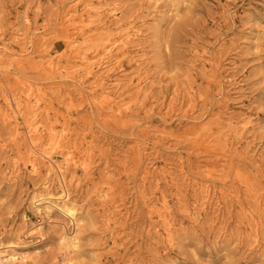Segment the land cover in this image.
Listing matches in <instances>:
<instances>
[{
  "label": "rangeland",
  "instance_id": "1",
  "mask_svg": "<svg viewBox=\"0 0 264 264\" xmlns=\"http://www.w3.org/2000/svg\"><path fill=\"white\" fill-rule=\"evenodd\" d=\"M75 3L0 0V104L30 87L44 93L40 121L65 130L67 148L89 169L71 170L63 184L52 175L48 187L68 191L65 203L78 208L83 223L76 230L59 211L51 221L33 214L30 196L46 171L30 172L23 139L13 144L2 106L0 234L29 241L26 231L44 233L28 264H62L63 233L77 237L83 257L76 264H264V0H104V8L117 9L122 29L138 33L118 64L110 61L108 79L129 80L114 88L129 106L121 114L91 102L93 79L85 71L60 76L39 57L71 71L78 60L68 39L84 38L81 50L89 55L118 39L119 29L102 40L91 24L66 23L62 16ZM227 120L233 132L221 128ZM224 145L231 149L222 154ZM201 187L211 190L205 208ZM162 197L171 245L150 211ZM242 209L259 217L257 243L240 220Z\"/></svg>",
  "mask_w": 264,
  "mask_h": 264
},
{
  "label": "bare ground",
  "instance_id": "2",
  "mask_svg": "<svg viewBox=\"0 0 264 264\" xmlns=\"http://www.w3.org/2000/svg\"><path fill=\"white\" fill-rule=\"evenodd\" d=\"M81 1L82 0H76V3L62 16V19L65 18V22L68 24L70 23L71 25L79 23L80 27L91 24L92 27L90 26L89 30L91 31L93 29V31L96 32L95 34L99 36V39L102 40L111 39L113 31L119 29L120 33L118 39L114 41L110 47L103 48L102 51L97 50L94 55H89L81 50L82 44L85 43L84 38L79 43H75L74 40L68 39L67 47H71L70 49L74 52L75 58L78 60L77 64L71 66V69H73L71 71L64 66L55 64L52 59L47 58L46 54L39 57L45 59L46 70L49 72L57 71L60 76L63 70L67 74L85 71L89 77L93 79L91 84V87L93 88L91 90L93 100L91 102L95 105H103L106 108H109L110 111H113L114 109V112L121 114L123 106H125V109H128L129 106L125 103L124 98H122V94H118L115 97L116 91H114V88L118 87L120 89L121 87L126 86V83H128L129 80L122 83V80L118 75L112 80L108 79L115 70L114 67L111 66L110 61L111 58H114L115 63L118 64L119 58L126 53L125 50L127 49V46L132 42L134 37L138 35V33H135L134 31L132 32V29H122L119 19H117V9L109 11L104 8V0H84L83 3L85 4V10L82 13H78V7ZM110 5H113V2L110 3ZM173 7L174 8L171 12H173L174 16H177L179 14L178 5L175 4ZM15 44L19 45L17 39L15 40ZM97 46L98 44L96 47ZM7 49L10 50L9 47H7ZM22 49L23 48H20V50L16 52H11L10 56H16L17 53L23 51ZM103 54L105 56L96 63L97 57ZM5 56L7 57L8 54H5ZM4 60L5 58L2 59V62ZM138 92H140V89H138ZM138 92H136L135 95H137ZM43 94L44 93L39 89H32L30 87L27 92H25L24 97L19 96L18 100L15 96L12 100L13 102H10L8 97H5L2 104H0V107L5 106L2 110L4 114L3 120H8V124H10V135L14 145L19 144V139H23L21 148L24 149L28 156L30 172L38 175L42 167H44L46 171L45 176H47V178L44 179L43 184L30 196V208L33 214L35 213V215L40 217L45 216L51 221V213L54 210L59 211L74 224L76 230H79L83 223V216L80 215L78 208L74 204L65 203L69 201L67 194L68 191L65 188L61 193H53L50 191L48 187V178L53 175L54 177L52 179L62 182L63 184L71 170H73V172L81 170L84 174H88V165L85 161L77 159L79 155H76L71 149L67 148L65 144L67 137L64 134L65 130H58L53 125L47 124L46 122L44 123L42 120L40 121L39 116L44 110H46L41 106ZM114 112L111 113L116 116ZM226 123L227 125H224L221 128L227 126L231 132H233L235 125L232 121L227 120ZM23 129L25 130L24 133H22ZM0 147L3 148V145L0 144ZM224 147L227 149H223L222 154L231 149L228 145H224ZM90 150L91 148L86 147L83 152L84 154H88ZM56 156L61 157V161L57 162ZM14 166L15 165H13V167ZM199 190L201 191L199 199L201 203L199 206L200 208H205L210 204L211 190L207 187H201ZM108 196V191H105L102 198L105 199L108 198ZM254 197L255 201L258 202L259 196L254 195L253 198ZM61 201L63 202L62 204L60 203ZM157 205H159V207ZM150 208V211L156 213V216L160 218L163 225H165L162 234L166 238L167 243L171 245L173 241V233L171 229V219H167L168 206L165 198L162 197L158 202L152 203ZM187 208L188 207H186V209ZM187 212L189 213V210ZM110 214L116 216L113 212ZM240 216V220H245L247 223L250 229L248 232L254 236V242L258 241L257 226L259 225V217L254 216L250 210L246 209H242ZM23 217L25 218L27 215ZM110 220L111 218H106L103 225H110ZM25 238H29L30 240L26 241L25 239H22L21 241L20 237H18L17 240H14L8 233L6 235L0 234V264H28V262L39 253V249L34 248L33 246L44 240V233L37 230H29L26 231ZM60 241L66 253L63 256L62 264H76L77 260L83 257V254L81 253V255L79 253L77 237H68L63 233L60 236ZM19 248L22 249L21 252L16 251ZM29 248L34 249H30L31 251H29Z\"/></svg>",
  "mask_w": 264,
  "mask_h": 264
}]
</instances>
